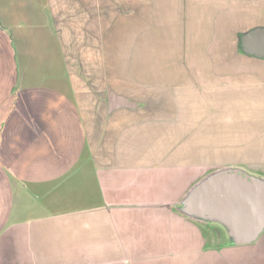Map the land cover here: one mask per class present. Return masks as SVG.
<instances>
[{"label": "crops", "instance_id": "obj_1", "mask_svg": "<svg viewBox=\"0 0 264 264\" xmlns=\"http://www.w3.org/2000/svg\"><path fill=\"white\" fill-rule=\"evenodd\" d=\"M161 4L154 30L176 6L182 60L212 64L179 92L80 85L47 0H0V264H264V230L235 243L185 209L224 169L264 183V56L242 43L264 0Z\"/></svg>", "mask_w": 264, "mask_h": 264}, {"label": "rangeland", "instance_id": "obj_2", "mask_svg": "<svg viewBox=\"0 0 264 264\" xmlns=\"http://www.w3.org/2000/svg\"><path fill=\"white\" fill-rule=\"evenodd\" d=\"M155 1L156 6L154 0H47L69 64L84 80L80 85L126 87L129 92L133 86L179 92L180 81L186 80L195 85L190 72L212 64L182 60L176 6L166 9L172 19L170 30H154V13L163 8L164 0Z\"/></svg>", "mask_w": 264, "mask_h": 264}, {"label": "water", "instance_id": "obj_3", "mask_svg": "<svg viewBox=\"0 0 264 264\" xmlns=\"http://www.w3.org/2000/svg\"><path fill=\"white\" fill-rule=\"evenodd\" d=\"M242 43L245 51L264 56V28L245 34ZM109 96L111 102L132 103L112 88ZM185 209L195 216L223 218L235 243H250L264 230V183L238 168L224 169L190 192Z\"/></svg>", "mask_w": 264, "mask_h": 264}]
</instances>
